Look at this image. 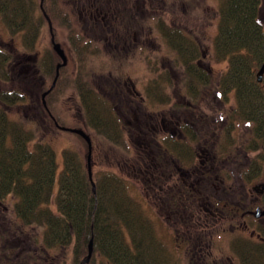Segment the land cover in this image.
I'll return each instance as SVG.
<instances>
[{
	"label": "trees",
	"instance_id": "1",
	"mask_svg": "<svg viewBox=\"0 0 264 264\" xmlns=\"http://www.w3.org/2000/svg\"><path fill=\"white\" fill-rule=\"evenodd\" d=\"M10 1L17 7L24 3V0ZM111 2L117 6L120 0ZM262 2L221 0L217 48L221 57L228 60L227 69L220 78L222 88L234 89L237 101L234 115L254 124L248 148L260 150L264 157V75L262 81L257 79V72L264 62ZM55 6H58L57 0L43 2L53 23L57 15ZM62 6L66 15L65 25L76 35L79 32L84 36L89 32L85 24L83 27L75 25L64 3ZM73 6H80L79 2ZM33 13V6L21 8V14L28 21ZM38 28L30 25L23 29L30 37L37 33ZM78 41L79 44L84 42L81 37ZM28 42L33 44L34 40L29 39ZM8 55V52H0V64L6 68L4 84L0 86V200L10 202L12 214H0L8 217V221L0 217V264H28L25 254L30 253L32 257L37 254L36 250L25 251L18 257L16 248L19 244L10 241L14 234L33 239L35 245H42L40 250L45 251L42 259L48 264L56 263L54 254L49 252L51 249L64 250L72 244V263L80 264L88 252L92 236L95 246L90 261L85 264H177L179 260L172 262L168 244L158 235L155 220L141 202V197L136 196L140 193L138 188L135 193L132 187L138 181L150 200L163 196L161 201L166 221L174 225L181 241L186 243L185 204L177 198L176 192L171 191V187H167L171 181L168 175L171 169L163 150L157 149L159 165L152 168V154L149 156L145 151L144 143L135 142L138 160L134 158L132 168L137 166L139 171L137 168L123 169L125 167L113 149L119 148L127 154L132 149L122 136L117 116L103 99L101 91L89 89L79 79L74 83L80 96V110L100 139L99 143H93V152L102 151L98 153L103 157L99 164L102 167L93 174L94 192L87 169V155L84 157L76 147L65 146L55 197L57 209L54 211L50 207L57 169L52 141L60 130L56 121L64 124L50 107V98L55 95L58 84L47 93V105H44L42 94L45 90L40 87L44 76L15 69L9 72ZM64 72L65 67L62 66L58 80ZM53 73L55 75L56 66L52 67ZM38 99L40 103H37ZM14 112L17 116L12 114ZM254 171L257 172L255 168ZM172 215L176 219H172ZM174 220L184 233L178 230ZM190 227L193 232L202 228L197 224ZM201 233V242L204 243L210 233L207 230ZM245 242L239 250L242 264H264V246ZM184 248L185 253L197 257L203 264H223L219 260L214 262L210 249L202 247L201 243L197 248L189 249L187 245ZM64 262L66 259L62 260Z\"/></svg>",
	"mask_w": 264,
	"mask_h": 264
},
{
	"label": "flooded vegetation",
	"instance_id": "2",
	"mask_svg": "<svg viewBox=\"0 0 264 264\" xmlns=\"http://www.w3.org/2000/svg\"><path fill=\"white\" fill-rule=\"evenodd\" d=\"M161 1H165V4ZM76 2H79L80 6L70 7L73 10L77 9L79 23H84L89 29V32L84 33L86 38L82 44L76 41V48L82 52L105 55L108 59H100L102 66L105 68L107 65L110 68L111 65H118L115 69L120 70V77L112 79L108 76L106 79V86H111L113 90L98 91L102 92L103 99L115 112L116 120L119 123L123 120L122 136L124 137L126 128L129 137H133L137 144H145V151L149 156L152 154L154 160L152 168L159 165L157 149L160 148L164 152L163 156L166 157L168 168L171 169L169 178L171 182L174 179L171 191L176 192L177 198L185 204L184 216L187 218V227L184 233L186 237L184 247L187 245V248H197L202 241L201 232L207 230L210 234H207L204 240L209 249L219 234L218 231H222L220 227L223 226L226 230V224L237 231H248L246 239L238 244L239 249L245 241L264 246V157L260 150L248 148L250 138L240 139V142L235 143L233 138L229 139L226 137L227 134L223 135L225 131L228 133L235 131L236 106L230 105L229 108L225 97L227 90L234 92V89L222 88L220 82L222 74L218 82L214 85L211 83L214 77L212 67L214 58L225 59L221 57L217 48L220 35V6L209 18H201L203 11L199 6H184V11L180 14L177 12L178 7L171 6L172 2L168 3V0H120L117 6H114L115 3L111 0ZM147 2L150 6H146ZM8 6L17 5L10 0H0V22H5L2 14ZM23 7L26 6L22 5L21 8ZM18 8L21 11L20 6ZM39 8L49 26L40 5ZM62 8L61 4L55 6L57 15L54 22L57 20L58 25L62 17ZM65 8L72 15L70 9L66 6ZM55 29L56 24L53 33L56 41H59ZM19 31L23 32V40L26 41L27 39L35 41L39 32L38 30L29 37L23 28ZM49 32L51 36L50 28ZM12 41L13 38L7 40L0 36V52L9 53L8 65L12 67V61L14 64L20 62L22 72L39 75V68L34 67L36 63H31L33 60L36 62L38 56H28L23 52L16 60L17 58L11 57V48L9 50ZM160 51L167 59L170 52H179L182 59L178 58L177 64H181L184 72L188 74L184 82L194 90L189 91L191 95H187L182 101L167 102L164 109L167 111L156 109L145 112L141 104L142 100H146V96L136 87L133 75L137 70L146 75V71L157 70L156 65L160 62H157V56L153 54L159 55ZM57 56L55 66L61 61L60 56L58 54ZM148 58L151 59V63ZM165 64L163 60L161 65ZM147 77L146 80H142L144 89L147 91L155 89L158 79L149 81ZM45 84L46 79L43 78L40 87L44 89ZM206 88L215 90L212 100L207 105L196 95ZM252 150L259 153L258 159L249 157L244 170H240L237 162ZM237 169L239 172L236 173ZM235 173L241 180L238 189L232 179ZM253 177L259 179L252 188H249V181H252ZM7 203L8 206H5V202L0 200V214L6 213L9 216L12 214V207L10 202ZM192 224L202 226L199 233L192 231L190 227ZM230 261L231 264H237L236 261L231 259Z\"/></svg>",
	"mask_w": 264,
	"mask_h": 264
},
{
	"label": "rangeland",
	"instance_id": "3",
	"mask_svg": "<svg viewBox=\"0 0 264 264\" xmlns=\"http://www.w3.org/2000/svg\"><path fill=\"white\" fill-rule=\"evenodd\" d=\"M58 2V0H57ZM162 2V1H161ZM171 6H177V12L178 13H183L184 11V6H191V7H196L199 6L201 9V18L206 17L209 18V16L212 14L214 10H218L221 0H168V3H171ZM64 3V5L70 9V12L72 13L74 18V24L75 25H81V27L84 26V23H79L78 19V12L77 9L73 10L71 9L70 6H73V4L76 3V0H61V2H58L59 4ZM146 6H150V3L147 2ZM157 4V2H156ZM162 4H165V1L162 2ZM24 6L23 8H27L28 6H33V15H31L30 20L28 21L27 18L24 17V15L21 14L20 9L17 6H8L2 14V17L5 18V22L1 21L0 22V36L10 40V38H13L12 45L10 44L9 50L11 48V57H14L16 60L19 59V56L21 54L28 55V56H38L36 59V62L33 60L31 63H36L34 67L39 68V75L44 76L46 79V84L44 86V89L49 87V85L52 84V81L54 79V73L52 74V67H55L56 62L58 61V56L55 54L52 43H51V36L49 32V26L47 21L44 19L42 16V12L39 8L40 5V0H24L23 3ZM167 5V3H166ZM165 5V6H166ZM169 5V4H168ZM264 6V0L261 4ZM170 6V5H169ZM6 7V6H4ZM22 6H20L21 8ZM190 7V8H191ZM17 11H19L17 13ZM197 14V13H196ZM65 13L62 12V17H60L59 20V25L56 22H54V28L56 24V38L59 40L62 44V46L65 48L67 55H68V64H66L65 67V72L62 77H60V80L57 81V91L55 95L50 98V107L53 108V113L58 114L59 117L62 118V122L64 123L63 125L67 126H74V127H80L83 128L90 136L92 139V146L94 145L93 143H99L100 139L98 138V135L96 134L95 130L85 121L84 115L81 113L83 112L80 110V96L78 92L76 91V86L77 84L74 83L75 79H79L80 82L85 83V85L89 86V89L96 91V90H113L111 86H106V79L108 76H111L112 79H116L120 77V70L115 69V66H102V60L105 57V55L102 54H94V53H87L85 51L78 50L76 48V44L78 41V37H81L82 40H84L86 37H84L82 34H77L75 35L74 31H72L67 25H65L66 20H65ZM262 20L264 22V7L263 11L261 13ZM57 19V18H56ZM41 20V22H40ZM40 25L38 26L39 32L36 34V40L34 43H30L26 40H23V32H20L19 29L21 27L25 28V26H37V24ZM18 28V29H16ZM29 29V28H28ZM86 30H84L85 32ZM87 36V35H86ZM83 43V42H82ZM14 48V49H13ZM13 49V50H12ZM153 56H157L158 61L160 62L159 65L157 66V70L155 71H146L147 75L140 71L137 70L134 72L133 79L136 81V87L140 90L142 95L146 96V100H142L143 104H141L142 109L145 112H149L151 110H156V109H162L163 111L167 107V102H171L172 100L175 101H182L183 99L186 98L187 95H191L189 91L192 92V90L189 88V85L186 81V76L188 77V74L184 72V69L181 64H177L179 61L178 58L182 59L181 55L177 51H172L169 53L168 59L163 57L162 52L160 51L159 55L153 54ZM172 56V57H170ZM144 56L141 58L143 59ZM151 63V59L148 58ZM165 60L166 64L161 65L162 61ZM107 62V60H106ZM143 64V60H142ZM144 65V64H143ZM228 66V60L223 59V60H218L217 58H214L213 61V70L214 74L212 77L211 83L214 85L216 82H218V78L220 74H222ZM21 65L20 62L19 64H14L12 61V67L8 65L7 70L9 72H13L12 70L15 69V71L21 72L20 69ZM109 68V69H108ZM31 71V70H29ZM111 72V74L109 73ZM6 73V68L2 67L0 64V86L3 85L4 83L2 82L4 80V74ZM110 74V75H109ZM148 76V77H147ZM149 81L158 79L157 87L155 89H148L150 91H147L144 89L143 85V79ZM263 80V79H262ZM112 82V81H111ZM192 87V86H191ZM203 88V87H202ZM43 89V88H42ZM43 89V91H44ZM215 90H210V88H206L203 91H200V94H196L198 98L202 99V103L207 105L209 104L210 100L213 98ZM113 94V93H112ZM226 96L227 97V102L229 103V108L230 105L236 106L237 107V101L235 97V92L233 91H226ZM230 95V96H229ZM194 97V94H192ZM224 97V98H225ZM195 98V97H194ZM198 100V99H197ZM40 103V100L38 99V102ZM16 112L12 113L13 115L17 116L15 114ZM21 113V112H19ZM128 118L130 117L127 116ZM236 117V124H235V131L233 132H226L223 134L224 136L226 135L227 138H233L235 140V143L240 142V139H246V138H251V132L252 128L254 127V124H248L246 123L247 121ZM122 120V119H121ZM120 126H124L123 120L121 121ZM238 125V126H236ZM128 129V128H127ZM123 131V130H122ZM124 132V131H123ZM123 135V134H122ZM125 140H127L129 143V149L131 148V152L127 154L126 152L122 151L121 149H113V151L117 154L119 159H121L123 165L126 170H135L137 168H132L134 165L133 160H138L137 159V153L134 150V143L135 139L130 138L126 128H125V135H124ZM54 145V149L56 152V162H57V169H56V177L53 185V192H52V198L50 200V207L55 211L57 209V203H56V194L58 193V188H59V179L60 175L63 169V148L65 146H73L76 147L84 157H86L88 153V148H86V144L84 142V138L72 131L68 130H58L56 137L52 141ZM95 151V150H94ZM101 150L97 151L96 154L93 152V147H92V156H91V164H92V170L93 174L96 173L99 169V165L101 162V156H99ZM99 153V154H98ZM258 152L256 151H251L248 153V155L244 156L243 158H240V161L237 162L238 167L240 170H244L246 162L250 158H256L258 156ZM241 155V154H239ZM135 158V159H134ZM251 159V161H252ZM139 166V165H138ZM102 167V166H101ZM104 169V168H103ZM138 169V168H137ZM250 170V169H249ZM247 170V171H249ZM139 171V169H138ZM239 172V170H236V173ZM178 173V172H177ZM235 173V175H232L233 182L236 183L238 186L241 183L240 178L238 175ZM253 175V172H251ZM236 177V178H234ZM257 177V176H255ZM128 178V177H127ZM252 178V177H249ZM259 178H254L252 181H249L248 187L252 188V185L257 182ZM173 181H170V184H167V187L173 188ZM135 184V185H134ZM133 184V189L135 192L136 187L139 190V194L136 192V196H139L141 202L145 206V208L148 210L150 216L152 219H154V224L156 231L160 237L163 238V240L168 244V248L171 250L172 253V262L176 261L177 259L179 262L176 261L177 264H203L197 257L193 256L192 254H187L184 252V244L180 239V235H178V232L176 231V228L174 225L171 223L169 224L166 221V216L165 214V208H164V203L161 201V198L163 197L160 195V199H148L145 190L143 189L142 186H140L139 182H135ZM244 186V185H243ZM239 186L237 187V189ZM163 194V193H162ZM10 199V196H9ZM8 202V201H7ZM5 202V206H8V203ZM159 202V203H158ZM164 212V214H163ZM2 217L1 219L5 218L4 220L6 221L8 217L0 216ZM172 219H176L175 216L172 215ZM8 221V220H7ZM176 227L181 233H184V230L179 228V224L177 223L176 220ZM185 228V226H183ZM222 231H218L219 234L217 237L214 238L213 244H212V249H210L209 254L213 257V261H221L223 264H231V260L236 261L237 264H242L240 260V253L238 250L240 245L238 246L239 243H241L243 240L246 239L245 236L248 235V231L242 232V231H237L236 229L231 228V226L226 224V230L222 227H220ZM190 229V228H189ZM191 232V231H190ZM193 233V232H192ZM199 233V232H198ZM27 240V241H26ZM10 241L19 244L17 245L16 251H17V256H21V254L26 253L25 251H32L36 250L37 254H35V257H32L31 254L26 253L25 255L28 256V264H36V263H46L48 264L45 260L42 258L44 257V252L40 250L42 245H35V242L33 239L28 240L25 237H22L17 234H14L13 237H11ZM202 247L205 246L206 249L207 243L206 240H204V243L201 242ZM72 245L68 246V248L63 249H58L56 248L55 250L49 251L51 254H54L55 256V264H73L72 263ZM190 249V248H189ZM184 252V254H183ZM34 255V254H33ZM66 259V262L62 263V260Z\"/></svg>",
	"mask_w": 264,
	"mask_h": 264
},
{
	"label": "water",
	"instance_id": "4",
	"mask_svg": "<svg viewBox=\"0 0 264 264\" xmlns=\"http://www.w3.org/2000/svg\"><path fill=\"white\" fill-rule=\"evenodd\" d=\"M43 2L44 0H40V7L43 11V13L46 15L48 22H49V28L51 31V42H52V46L53 49L55 50V52L60 56L61 61H59L56 65V73L54 76V79L52 81L51 86L45 90L42 94V99H43V103L44 105H47L46 102V95L49 91H51V89L54 87L56 80L60 74V68L64 65H66L68 63V57L67 54L65 52V49L63 48L61 42L56 41L54 33H53V26H52V22L51 19L49 17V15L46 13L44 7H43ZM263 75H264V62L261 65L260 69L257 72V79L258 81H262L263 79ZM57 126L61 129V130H68V131H72L74 133H77L79 135H81L84 140L87 143V148H88V153H87V169H88V173H89V177L92 181V186H93V191L96 192V185H95V181L93 179V170H92V164H91V156H92V139L91 136L83 129L80 127H74V126H67V125H63V124H59L56 121ZM94 238L93 236L90 238L89 242H88V252L86 254V256L82 259V261L80 262V264H85L86 262L90 261V258L93 254V250H94ZM36 264H46V263H36Z\"/></svg>",
	"mask_w": 264,
	"mask_h": 264
}]
</instances>
